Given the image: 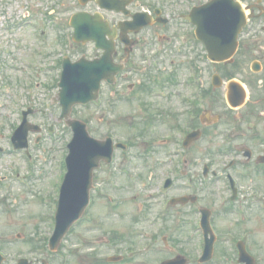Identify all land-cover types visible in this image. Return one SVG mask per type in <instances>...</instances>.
Returning a JSON list of instances; mask_svg holds the SVG:
<instances>
[{
	"label": "rangeland",
	"instance_id": "obj_1",
	"mask_svg": "<svg viewBox=\"0 0 264 264\" xmlns=\"http://www.w3.org/2000/svg\"><path fill=\"white\" fill-rule=\"evenodd\" d=\"M45 1L47 3L52 2L51 5H53H50L46 11L53 7L59 11L60 15L58 14L57 16L62 19L64 33L68 35L70 29L66 23L70 15L79 8L76 5V0ZM50 30V28L46 30V40L51 37ZM52 34L54 36L53 30ZM52 40L53 37L48 43L43 44L32 36L30 43L20 44L17 42L18 44L16 45L13 41V46H11L13 52H16L21 57L28 56L25 58H31V61H36L39 65L36 69L30 68V76L25 80L29 88L25 89L20 86L6 88L2 84L3 79L0 77V113H9V109L5 108L7 104L11 108L10 115H7V123H5L3 132L0 135V146H8L6 134L9 133V129L7 124H9V127L11 124H18L17 106L19 105H30L36 108L37 112L32 117V121L43 126L42 140L36 150L39 168L31 190L25 189V187L10 178L12 172L10 166L11 157L5 154L0 158V176H8L5 183L1 184L0 182L1 235L6 231L14 235L20 228L26 230L32 236L37 233L45 235L48 232L49 234L51 226L48 222L54 218L55 199L58 195L61 179L59 175H54V160L61 153L60 147H63L65 149L64 152H66L65 145L72 134L64 120L58 119L60 107L57 101V87L54 83L59 71V68L57 69V61L60 58L62 49L72 60H76L83 53L90 55L93 52L90 44L86 45L84 49L78 48L67 37L65 42L60 41L64 45L60 43L56 45L52 43ZM176 63L178 64L179 62ZM8 64L15 66V69L7 70ZM21 65L20 59L17 57L11 59L10 57L9 63L6 61L5 68L11 77L14 75L20 77L22 75V78H25L27 74L19 70ZM38 67L42 69L40 74L36 75ZM179 67H181L178 70L179 76L177 78L179 80L177 85L171 88V93L175 91L176 94L179 91L181 94L180 98L183 99L184 86L182 81L186 73L182 68V64ZM43 68H46L45 71ZM164 91L167 92V89H164ZM131 93V102L117 101L114 110L105 116L103 113L106 110L103 105L95 107L93 105H74L71 109L70 117L86 122L88 131L92 136L101 139L110 131L115 135V138L119 137L132 144L128 152L126 186L121 188L120 184H118L115 190L112 189L106 185V170H103L102 167L97 169L94 178L98 181L97 185L101 188L91 193L92 204L83 217L72 226L67 237L68 243L65 245H69V248L67 250L63 248V253H68L69 255L71 253L69 264H111L107 262L106 257L112 254L124 255L121 263L115 264H159L160 261L176 254H184L189 258L188 264H196L199 235L198 231L193 228L194 219L196 218L193 208L189 206H184L186 208L182 207L180 209L173 208L168 210L172 215L171 217L166 219L159 218L156 211L160 206L161 199H149V196H145L146 190L141 182L150 180L151 172L156 174L160 180L163 175L171 173L173 176L175 174L173 172L174 167H177V173L181 169L189 171V176L192 177V182L195 184L193 191H196L198 197L201 198V202L199 201L198 203L207 204L206 206H211L212 209H215L212 220L215 221L218 229L225 228L234 231L237 223L236 217L233 215L225 217L218 215L220 212L215 201L212 200L213 197H216V195H213L215 189H206L211 184H204L205 181H211L212 178L207 175L208 177L203 179L201 174L202 163L206 162V159H209L210 163L215 164L216 162H222L226 157L216 153L205 154L201 150L202 145H198L194 147V150L191 149L190 152L185 149L187 165L184 167L181 164L183 154L175 155L172 152L171 141L163 143V141L158 140L167 134L164 128L151 127L148 128L143 137H137V129L139 127L141 129L143 122V109L137 103L138 96L134 95L135 90ZM11 96L19 98L20 102L17 100L15 105H13L10 99ZM103 97L105 96L103 95ZM174 107L179 112L182 104L179 102ZM149 111H152L151 106ZM50 124H53L56 128L52 141L45 136L48 133L46 126ZM175 136L178 138L176 132ZM214 143V146L209 148L208 151L213 149L215 151L216 148L223 147L221 139L214 141ZM178 146L180 149L182 148L179 143ZM53 155L56 157L52 158ZM116 156L119 157L118 151ZM117 161L119 163V160ZM20 164L23 166L22 162ZM151 167L156 168L152 171ZM215 168L212 166V169ZM18 171L25 173L23 168L18 169ZM139 175H142V177ZM152 177L154 180L155 176L153 175ZM181 180L184 179H175L176 188L174 192H193L190 191L191 189H179L178 186H182ZM51 181L53 182L51 183ZM118 181L120 183L119 179ZM99 191L101 192L99 193ZM106 191H114V194L121 198V203L116 207H110L106 199ZM2 203H5V205L3 206ZM186 221L190 222L187 223ZM249 222L251 229L249 230L252 234L250 252L257 258L259 264H264V215L256 214ZM162 236L167 238V245L162 241ZM5 237L0 236V238ZM218 238L219 242L216 243L213 257L208 264H225V262H220L224 260L237 264L236 254L233 250L227 253L228 258L222 254L221 247H229V245L221 236Z\"/></svg>",
	"mask_w": 264,
	"mask_h": 264
},
{
	"label": "flooded vegetation",
	"instance_id": "obj_2",
	"mask_svg": "<svg viewBox=\"0 0 264 264\" xmlns=\"http://www.w3.org/2000/svg\"><path fill=\"white\" fill-rule=\"evenodd\" d=\"M30 1L0 0V54L5 53L6 46L13 44V41L30 43L32 36L39 40L36 37L38 29L46 34L45 29L50 28L51 38L62 41L64 26L62 19L57 16L60 15L59 11L54 7L46 11L52 2L33 0L34 5H30ZM109 1L122 6V11L104 10V18L109 23L110 31L115 29L112 59L123 64V70L116 75L115 82L102 83L105 101L112 103V96L120 102L129 101L128 94L135 90L137 103L143 109V120L152 121L153 127L164 128L167 136L176 137L175 132L181 135L182 130L185 134H197L199 131V138L191 147L201 140V149L205 154L211 140L221 139L232 144V149L227 148L224 153L225 156L231 155L228 164H223L222 168L220 163L215 166L221 170L236 168L235 198L231 199L232 183L227 172H222L226 180L214 181L206 189H215L213 195L216 197L212 200L221 216L241 214L245 220L256 214L264 215V163L260 162L264 154V0H231L243 7L247 15L246 23L238 34V47L231 61L221 63H209L204 45L195 38L194 25L186 19L193 7L206 4L209 0ZM97 8V0L88 3L89 12H95ZM135 14L140 17L136 22L139 27L132 26L122 31L119 24L131 20ZM145 20L150 22L140 25ZM121 36L125 40H121ZM91 44L93 54L89 58L103 53L94 42ZM153 61H158L159 65H153ZM180 64L186 73L182 81L183 99L179 91L175 94L173 90L174 93H171V88L179 80ZM231 82L235 84L229 87ZM228 98L231 104L238 107H232ZM179 102L182 108L178 112L174 105ZM150 106L152 111H149ZM212 115H218L219 120L208 124ZM154 116L158 119L154 120ZM233 153L235 157H232ZM125 161V155L122 154L120 178ZM114 163L116 165V160ZM155 185L158 187V182ZM200 199L198 197L193 204H187L194 209L195 215L199 214L202 207V203H198ZM243 234L249 245L251 237L244 225ZM21 241L22 248L26 250H21L20 243L19 249L23 254H13L15 258L11 264H39L42 258L38 256V246L32 247L24 236ZM7 244L13 243L0 238L2 249ZM5 254L2 264H8L9 261L8 254ZM22 258L27 259V262L19 263Z\"/></svg>",
	"mask_w": 264,
	"mask_h": 264
},
{
	"label": "water",
	"instance_id": "obj_3",
	"mask_svg": "<svg viewBox=\"0 0 264 264\" xmlns=\"http://www.w3.org/2000/svg\"><path fill=\"white\" fill-rule=\"evenodd\" d=\"M72 23L74 21L72 19ZM75 25V24H74ZM81 33L80 28L76 34ZM218 45L208 43V50L211 57L218 53ZM221 47V44L219 45ZM85 70H78L73 67L66 68L62 76V89L60 90L61 99L67 113L74 102H86L89 99L90 87L88 79L90 75L95 74V70L86 65ZM75 136L69 155V175L64 186L63 198L60 201L57 219V230L54 238H59L67 229L69 224L78 217L87 201L88 187L90 185L91 169L96 165L92 162L94 146L103 147L99 150V155L106 156L110 154V141L97 142L91 139L85 125L78 121H71ZM107 145V148L105 146ZM171 263V262H170Z\"/></svg>",
	"mask_w": 264,
	"mask_h": 264
}]
</instances>
